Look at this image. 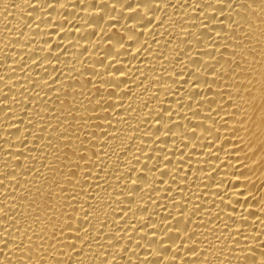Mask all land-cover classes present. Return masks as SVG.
<instances>
[{
    "label": "bare ground",
    "instance_id": "bare-ground-1",
    "mask_svg": "<svg viewBox=\"0 0 264 264\" xmlns=\"http://www.w3.org/2000/svg\"><path fill=\"white\" fill-rule=\"evenodd\" d=\"M0 264H264V0H0Z\"/></svg>",
    "mask_w": 264,
    "mask_h": 264
}]
</instances>
